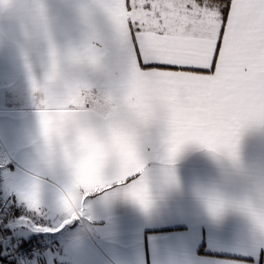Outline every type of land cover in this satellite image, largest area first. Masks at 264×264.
<instances>
[{"label":"snow or ice","instance_id":"snow-or-ice-1","mask_svg":"<svg viewBox=\"0 0 264 264\" xmlns=\"http://www.w3.org/2000/svg\"><path fill=\"white\" fill-rule=\"evenodd\" d=\"M58 34L46 0H0L19 21L23 108L0 106V187L29 233L55 236L54 264H88L92 241L144 243L143 264H260L264 185L189 186L177 163L197 147L237 177L245 132L264 133V0H80ZM102 17V28L97 19ZM41 74H34L30 52ZM252 260L214 254L239 247ZM41 253L31 264H53Z\"/></svg>","mask_w":264,"mask_h":264},{"label":"crops","instance_id":"crops-1","mask_svg":"<svg viewBox=\"0 0 264 264\" xmlns=\"http://www.w3.org/2000/svg\"><path fill=\"white\" fill-rule=\"evenodd\" d=\"M46 2L60 38L63 39L65 33H74L77 18L73 6L80 0H46ZM97 23L102 28L105 25L102 17L97 19ZM20 40H22V33L19 21L0 17V106L16 110L22 109L23 103L7 89H14L20 95L26 94V73L18 46ZM30 56L34 74L39 76L41 69L36 51H31ZM240 154L247 170L244 177L235 176L226 162L214 158L206 150L197 147L186 149L177 163V168L189 186L197 183H222L230 190L243 194L264 185V133L245 132L240 140ZM6 189L8 196L15 201V197L9 194L7 187ZM11 226L13 230H15L14 227L19 229L20 235L16 234V236L19 240L24 241L23 233L26 229L19 223V219H13ZM232 230L246 238L249 236L248 226L243 222H237ZM58 236L59 234L55 236L34 235L36 237L34 241L44 238L57 243V247L53 248L46 257V259L52 260L53 264L55 260L60 258L58 253L63 250L62 241ZM32 239L29 238L25 242L33 241ZM105 239L106 237L90 243L88 264H143L144 259H153L149 249L140 240L126 237L122 244L113 246L104 242ZM258 247L253 240L247 238L245 243L239 247L213 248L212 251L214 254L251 261L252 252ZM73 248V254L66 257L68 264H78L79 262V257L75 251L76 246L74 245ZM258 255L260 264H264V252H259ZM219 264H228V261L221 260Z\"/></svg>","mask_w":264,"mask_h":264},{"label":"built area","instance_id":"built-area-1","mask_svg":"<svg viewBox=\"0 0 264 264\" xmlns=\"http://www.w3.org/2000/svg\"><path fill=\"white\" fill-rule=\"evenodd\" d=\"M26 215L24 208L8 196L6 187H0V264H31L42 250L50 254L57 247L53 240L24 242L17 238L11 226L13 219Z\"/></svg>","mask_w":264,"mask_h":264},{"label":"rangeland","instance_id":"rangeland-1","mask_svg":"<svg viewBox=\"0 0 264 264\" xmlns=\"http://www.w3.org/2000/svg\"><path fill=\"white\" fill-rule=\"evenodd\" d=\"M14 229L16 230V231L14 230V231L16 232V234H17V235H20L19 229H18L17 227H14ZM34 235H35V233H29L27 230L24 231V233H23L24 242H25V241H28L29 238H33V239H32L33 241L36 240V239H34V238H36V237H38V236L34 237Z\"/></svg>","mask_w":264,"mask_h":264}]
</instances>
